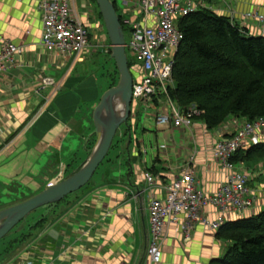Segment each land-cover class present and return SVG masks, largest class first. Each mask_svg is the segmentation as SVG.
Segmentation results:
<instances>
[{
  "label": "crops",
  "instance_id": "0c3cea01",
  "mask_svg": "<svg viewBox=\"0 0 264 264\" xmlns=\"http://www.w3.org/2000/svg\"><path fill=\"white\" fill-rule=\"evenodd\" d=\"M204 3L226 15L234 9L231 20L240 27V13L263 6L264 0ZM99 24L95 25L99 28ZM40 34L35 0H0V38L21 48L12 66L0 72V210L65 178L96 141L92 112L100 89L94 74L85 77L82 73L83 61L93 57L91 50L86 49L70 65L42 46ZM109 45L105 44L107 49ZM45 77H51L54 84L43 85ZM143 102L139 103L144 117L135 112L137 102L126 140L85 190L35 209L0 239V264H150L146 255L149 199L165 196V185L178 176L191 155L199 186L213 192L223 176L211 147L234 117L215 129L205 128L200 119L182 127L159 125L153 108L144 111ZM262 164L256 165L261 171ZM256 166L248 172L241 168L248 180L249 175H257L254 184L247 185L252 205L238 216L264 210V174ZM145 173L153 182H146ZM227 244L200 227L192 231L190 240L183 241L177 227L168 226L157 264H210Z\"/></svg>",
  "mask_w": 264,
  "mask_h": 264
},
{
  "label": "built area",
  "instance_id": "2783aa9c",
  "mask_svg": "<svg viewBox=\"0 0 264 264\" xmlns=\"http://www.w3.org/2000/svg\"><path fill=\"white\" fill-rule=\"evenodd\" d=\"M204 1H123L122 12L129 14V18L122 21L130 28V39L128 43L124 40V46L137 62L132 63L129 68L133 78L132 100L134 105L138 100L146 102L145 111L151 109V103L159 125L171 123L174 127L188 126L202 114V110L195 106L179 107L169 96V89L174 86L172 66L176 50L183 38L178 21L189 12L200 8L213 10ZM35 2L41 16L42 46L48 51L56 52L70 65L74 64L90 45L85 24L75 7V0ZM86 6L89 7V4ZM235 13L231 9L227 16L233 19ZM89 14L92 15V12L88 8L82 17L86 18ZM240 18V27L247 33L264 37V5L241 12ZM20 51L21 48L16 44L0 38V72L12 66L15 54ZM42 82L45 86L54 84L51 77L43 78ZM260 141H264V116L254 120L232 118L227 130L211 147L212 155L223 176L213 192H207L199 186L197 172L191 165L194 155H191L178 176L165 185V196L149 199L150 238L146 255L150 264H157L161 260L163 231L168 226L177 227L182 240L188 241L197 227L216 233L228 214L235 217L250 208L253 200L246 185L248 177L241 168L235 167L231 158L238 150ZM144 178L147 183L153 182L149 173H145Z\"/></svg>",
  "mask_w": 264,
  "mask_h": 264
},
{
  "label": "trees",
  "instance_id": "16d2710c",
  "mask_svg": "<svg viewBox=\"0 0 264 264\" xmlns=\"http://www.w3.org/2000/svg\"><path fill=\"white\" fill-rule=\"evenodd\" d=\"M178 27L183 38L172 66L171 99L179 107L202 110L198 119L207 129L217 128L231 116L248 120L264 116V37L247 33L226 14L207 8L181 17ZM110 53L109 48L98 66L106 78L105 89L116 85L119 78ZM127 60L131 68L133 62ZM258 153L264 155V141L238 150L231 161ZM53 204L57 203L45 206ZM216 236L228 243V249L210 264H264V210L227 218Z\"/></svg>",
  "mask_w": 264,
  "mask_h": 264
},
{
  "label": "water",
  "instance_id": "95a60500",
  "mask_svg": "<svg viewBox=\"0 0 264 264\" xmlns=\"http://www.w3.org/2000/svg\"><path fill=\"white\" fill-rule=\"evenodd\" d=\"M110 42L111 57L119 73L116 85L106 89L92 112L96 137L89 156L69 176L52 182L28 199L0 210V239L30 212L47 204L61 201L87 184L99 164L107 155L112 140L122 123L130 118L132 100V74L128 67L124 34L112 0H95Z\"/></svg>",
  "mask_w": 264,
  "mask_h": 264
},
{
  "label": "rangeland",
  "instance_id": "374dc122",
  "mask_svg": "<svg viewBox=\"0 0 264 264\" xmlns=\"http://www.w3.org/2000/svg\"><path fill=\"white\" fill-rule=\"evenodd\" d=\"M88 4H89V7L86 6ZM116 6H117V9H116L117 10V14L120 17V21L122 23L121 27H122L123 34H124V40H125V43H128V41L130 39V28H129L128 25H125L122 20H124L126 18H129V14H126V13L122 12V9H123V6H124V4L122 3V0H116ZM75 7L78 10V12L80 13L81 19H82V21L85 24V29H86V31L88 33V36H89V39H90L89 40L90 41V45L88 46L87 49L91 50L90 52H92L91 54L93 56L92 58L90 57L89 59H86L85 62L83 61L84 71L82 73H83V75L85 77H89L91 75V73L94 74V77H96V79H97L98 88L100 89V92H99V94H100L99 99H100L101 95L105 91V90L103 91V89H104V87H106L105 86L106 78L104 76L100 75V72L97 70L98 65L95 66V63L98 62V61L101 62L103 60V57L107 56L106 52L108 51V49L106 48L105 44L107 42H109V39H108V36L106 34V30H105V27H104V24H103L102 17H100L101 15L98 14L99 9L97 7V4H96L95 0H75ZM88 8L91 10L92 15L91 14L87 15L86 16V20H85L82 17V15L84 13H86ZM213 9H215V8H213ZM216 12H218V11L216 10ZM97 22H100L99 28L95 25ZM125 52L128 55L127 59H129L130 62L137 63L129 55L127 47L125 48ZM85 68H86V70H85ZM101 91H103V92L101 93ZM139 102L140 101L138 100V104L136 106L135 112L138 115V117H141V116L144 117L143 111H142L143 104L142 103L140 104ZM98 103H99V100H98ZM143 103L145 104L146 102H143ZM150 106L152 107L151 103H150ZM131 114H132V111H131ZM131 114H130V116H131ZM233 117L235 118V116H233ZM130 127H131V119L129 118L126 124L122 123L119 126V129L117 130V132H116V134H115V136H114V138L112 140V143H111V146L109 148V151H108L107 155L105 156L103 161L97 167V169H96L95 173L93 174L90 182L85 184L84 186H82L80 189H78L75 192H80V191L85 190L89 186V184L93 181V179L97 176V174H99V172L101 171L103 166L106 164V162L109 159L113 158V156H114V154L116 152V147L121 142L126 140V137L129 134L128 132H129V128ZM138 133L139 132L136 131V134H138ZM241 161L242 160H240V162ZM240 162H236L235 163V167L243 168L241 165H244L245 168H243V169H245V171L248 172V169H250V170L251 169H255L256 165L258 166V165H260V162H262V163L264 162V155L260 154V153L253 154L252 158L244 159L242 161L243 164H240ZM257 166H256V168H257ZM257 171H259V173H261L263 175L264 174V164H262V171L260 169H258ZM255 175H257V174L249 175V180L246 182V185H248L249 182H250V184L251 183L254 184L253 181L255 180V177H254ZM75 192H73V193H75ZM73 193H71V194H73ZM4 198L7 199L6 197H4ZM59 202H56V203H59ZM42 208H43V206H42ZM25 218H27V216ZM227 249H228V244L225 246L224 253L226 252ZM224 253L220 256V258L223 257Z\"/></svg>",
  "mask_w": 264,
  "mask_h": 264
}]
</instances>
